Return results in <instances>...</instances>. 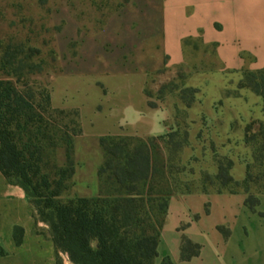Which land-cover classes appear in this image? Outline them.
<instances>
[{
	"label": "rangeland",
	"instance_id": "obj_1",
	"mask_svg": "<svg viewBox=\"0 0 264 264\" xmlns=\"http://www.w3.org/2000/svg\"><path fill=\"white\" fill-rule=\"evenodd\" d=\"M161 1L0 0V56L9 46L14 67L24 68L20 80L45 87L51 107L71 113L57 120L74 117L81 129L73 137L74 171L62 199L105 188L97 175L104 159L100 139L116 134H172L166 154L179 169L174 194L247 188L252 201L264 193V100L252 89L264 92V66L222 70L212 47L197 39L185 40L183 61L170 64ZM49 159L64 164V147ZM228 160L237 185L209 184L205 175ZM59 258L71 264L65 253Z\"/></svg>",
	"mask_w": 264,
	"mask_h": 264
},
{
	"label": "trees",
	"instance_id": "obj_2",
	"mask_svg": "<svg viewBox=\"0 0 264 264\" xmlns=\"http://www.w3.org/2000/svg\"><path fill=\"white\" fill-rule=\"evenodd\" d=\"M16 57L9 46L0 56V171L10 183L23 188L35 219L48 225L55 247L54 264H62L59 252L66 253L71 264H153L169 197L178 192L175 174L179 169L166 154L172 134L144 139L121 134L102 137L104 159L97 175L105 188L96 196L62 199L60 195L74 171L73 137L81 129L74 117L62 123L57 120V116L71 113L51 107L45 87L20 80L24 68L14 67ZM259 72H264V67ZM252 89L264 100L263 89ZM59 145L64 147L66 158L61 165L49 159ZM182 145L176 143L178 148ZM231 165L230 160L225 166L219 163L217 172L206 174L205 179L209 184L215 180L222 187L237 185L230 174ZM192 192L224 191L202 187L180 193ZM250 196L244 203L255 210L259 199L250 201ZM22 232L21 227H14L17 244ZM199 250L198 243L183 237L180 259L188 260ZM162 263L170 261L163 258Z\"/></svg>",
	"mask_w": 264,
	"mask_h": 264
},
{
	"label": "crops",
	"instance_id": "obj_3",
	"mask_svg": "<svg viewBox=\"0 0 264 264\" xmlns=\"http://www.w3.org/2000/svg\"><path fill=\"white\" fill-rule=\"evenodd\" d=\"M161 22L162 47L170 64L183 61L185 40L197 39L212 47L222 70L264 66V0H162ZM245 197L243 192L171 195L153 264L163 258L170 264H264V193L255 210L245 205ZM16 226L23 230L18 244ZM183 237L200 245L188 260L180 259ZM0 248V264L55 261L48 225L35 219L23 188L1 171Z\"/></svg>",
	"mask_w": 264,
	"mask_h": 264
},
{
	"label": "built area",
	"instance_id": "obj_4",
	"mask_svg": "<svg viewBox=\"0 0 264 264\" xmlns=\"http://www.w3.org/2000/svg\"><path fill=\"white\" fill-rule=\"evenodd\" d=\"M66 254V253H65ZM66 256H67V254H66Z\"/></svg>",
	"mask_w": 264,
	"mask_h": 264
}]
</instances>
